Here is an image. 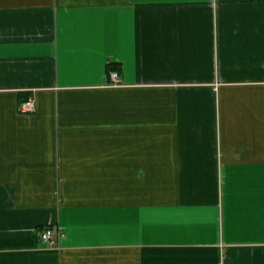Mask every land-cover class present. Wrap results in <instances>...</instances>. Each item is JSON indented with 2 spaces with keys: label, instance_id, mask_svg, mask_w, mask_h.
Returning <instances> with one entry per match:
<instances>
[{
  "label": "crops",
  "instance_id": "crops-1",
  "mask_svg": "<svg viewBox=\"0 0 264 264\" xmlns=\"http://www.w3.org/2000/svg\"><path fill=\"white\" fill-rule=\"evenodd\" d=\"M0 264H264V0H0Z\"/></svg>",
  "mask_w": 264,
  "mask_h": 264
},
{
  "label": "built area",
  "instance_id": "built-area-1",
  "mask_svg": "<svg viewBox=\"0 0 264 264\" xmlns=\"http://www.w3.org/2000/svg\"><path fill=\"white\" fill-rule=\"evenodd\" d=\"M110 77L112 80H116L117 77V71H111ZM18 110L22 113H31L35 110V103L32 97H28L26 100L22 101L19 106ZM40 238L43 242H48L51 245L54 244V230L50 227L44 228L40 232Z\"/></svg>",
  "mask_w": 264,
  "mask_h": 264
}]
</instances>
